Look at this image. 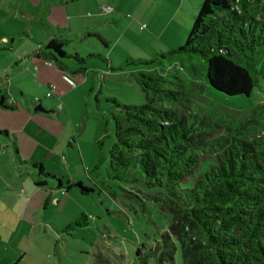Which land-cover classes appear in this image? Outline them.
Masks as SVG:
<instances>
[{
    "label": "trees",
    "instance_id": "16d2710c",
    "mask_svg": "<svg viewBox=\"0 0 264 264\" xmlns=\"http://www.w3.org/2000/svg\"><path fill=\"white\" fill-rule=\"evenodd\" d=\"M87 35L108 48L100 32ZM68 43L63 36L54 37L33 57L76 85L88 76L89 59L107 64L100 55H67ZM63 59L73 60L77 68H68ZM198 67L216 91L251 95L259 79L264 80V0H203L184 47L159 52L148 61L128 59L116 69H134L132 77L145 103L124 105L107 99L115 107L114 142L108 152L107 180H101L99 187L128 210L138 204L145 211L151 203L170 217L153 245L137 248V264H175L177 253L181 264H264V102L243 115L192 111L193 90L182 72ZM14 108V102L6 103L0 96V110ZM104 134L105 129L90 172L95 185L103 163ZM9 136L0 132V137ZM30 167L38 170L37 188L53 186L48 179L57 181L52 192L93 193L81 183L64 185L42 164ZM90 220L80 214L63 232L86 228Z\"/></svg>",
    "mask_w": 264,
    "mask_h": 264
},
{
    "label": "rangeland",
    "instance_id": "374dc122",
    "mask_svg": "<svg viewBox=\"0 0 264 264\" xmlns=\"http://www.w3.org/2000/svg\"><path fill=\"white\" fill-rule=\"evenodd\" d=\"M142 1L0 0V49L11 48L0 50L2 77L9 75V64L14 66V61L18 59L28 62L38 48L60 36L69 41L65 47L67 55L78 54L82 58L100 55L107 62L89 59L85 65L88 76L77 84L78 91L60 102L70 106L68 122L65 118L58 119L55 115L36 111L33 99L43 103L49 101L42 99V83L38 82L36 75L27 74L15 82L19 107H26L28 102L32 113L42 117V124L52 133H48V139L53 140L49 150L44 148L36 152L31 148L25 149L21 144L22 161L31 158L32 164H41V160L46 163L50 152L59 150L60 161L61 156L66 159L65 170L48 168L50 171L45 172L60 177L64 185L72 178L79 179L93 193L82 196L76 189L67 195L53 191L46 204L48 192L36 190V197L31 199V213L19 215V221L10 219L0 236V255L8 264H137V248L142 244L153 245L158 235L167 229L170 217L160 210L159 205L148 203L145 211H141L138 204L131 203L134 209L128 210L99 187L101 180H107L108 152L114 142L111 114L115 107L107 99H115L124 105L145 103L132 77L134 69H116L128 59L148 61L159 52L184 47L194 21L191 15L183 14V19L188 23L179 21L180 24H176L178 19L171 23V12L156 3L144 13L140 12V17H134L131 10L135 9V5L142 7ZM103 6L113 8V13L101 15L99 8ZM90 31L100 32L108 41L109 50L98 39L89 37L87 33ZM62 62L68 68H77L71 59H63ZM11 73L18 74V71L15 69ZM182 73L185 84L193 90L192 111L203 108L225 116L243 115L264 102L262 78L251 95L228 96L209 85L202 68L183 70ZM20 89H25L28 94L21 97ZM4 91L8 94L7 90ZM63 116L61 113L60 118ZM1 119L0 131H3L7 123ZM18 121L23 128H38L36 120L29 122L25 112L20 114ZM103 129L105 138L100 154L103 163L99 166L95 185L90 180V172L99 158L97 141ZM28 135L24 132L21 138ZM57 141L60 142L59 146ZM45 180L49 184L53 183V189L57 185L55 180ZM110 184L119 186L117 182ZM80 214L91 218L88 227L64 233V228ZM175 264H181L179 253L175 256Z\"/></svg>",
    "mask_w": 264,
    "mask_h": 264
},
{
    "label": "crops",
    "instance_id": "0c3cea01",
    "mask_svg": "<svg viewBox=\"0 0 264 264\" xmlns=\"http://www.w3.org/2000/svg\"><path fill=\"white\" fill-rule=\"evenodd\" d=\"M187 1L192 5H189ZM202 2L203 0H143L141 2L142 7H136L135 5V9L131 10V13L134 17L138 18L140 17V12L144 13L146 10H149V6L152 7L156 3L162 6L165 11L171 12L173 16V18H171V23H175L176 19H178L176 24L183 22L188 23L183 19V14L191 15V17H194L195 19ZM109 47L110 45L107 48L108 50ZM34 60L38 62L34 63ZM12 65L9 64L8 67L9 75L6 74L4 77L0 75V96H3L6 103H10L11 101L15 102L14 109L0 110V118H2L1 120H6L7 123L4 130L0 132L5 131L10 135L8 138L0 137V236H2L3 231L5 230V223H7L10 219L19 221V215H27L31 213V199L36 197V190L38 191L40 189L43 192H48V197L45 200L46 204L49 203L52 197L51 195H53L52 190H50V187L52 186H49V188H37L35 186V182L39 180L38 174L35 170H33V168L30 167V164H32L31 158H29L30 160L28 161H22L24 158L23 152L20 149V145L22 144L25 149L31 148L34 152L38 150H44V148L49 150L50 145H53V140L48 139V133H52L49 132L42 124V117L39 115L35 116L32 113L31 106L28 102H26V107H19L15 96L16 93L14 87L17 86L15 82L27 74H31L32 76L36 75L38 82L42 83V91L40 93L42 99L46 98L49 100L45 103H43L41 100H38V103H36L34 101L35 99H33L34 104H36V108L39 107L41 108L40 112H43L44 114L55 115L58 119L65 118L67 119V122L68 117L70 118V106L65 103L60 104V102L63 99L69 97L71 94L76 93L79 89L77 85L75 87H70L67 85L62 79L63 75L61 72H59L54 66H50L44 61L36 59L33 57V54L28 59V62H25L23 59H18L14 61V66ZM15 69H17L18 74L11 73ZM4 90H7L8 94ZM24 90L20 89L21 97H24L26 94H28V92ZM48 93H50L49 97H47ZM23 112L26 113V117L29 122L36 120L38 128L30 127L27 129L26 127H22L20 124L21 122L18 121V118ZM61 113L64 115L62 118H60ZM52 127L53 129H56L55 126ZM24 132H27L29 135L27 137L21 138V136H24ZM21 140L22 142H20ZM59 143L60 142L57 141L58 146ZM16 152L18 155H16ZM58 153H60L59 150H52L48 159L46 160V163H44L42 160L40 161L44 171L49 172L50 170H48V168L53 170L59 169L58 171L65 170L66 159L61 156L60 161ZM84 168L87 169L86 165ZM56 177L58 176L56 175ZM25 178L27 179L25 180ZM58 179L62 181L60 177H58ZM70 181L82 184V182L76 178H72ZM31 184L35 189H33ZM61 194L63 195V193ZM7 198H9V201ZM10 231L12 232L11 229ZM7 262L8 261L4 259L3 255H0V264H8Z\"/></svg>",
    "mask_w": 264,
    "mask_h": 264
},
{
    "label": "built area",
    "instance_id": "2783aa9c",
    "mask_svg": "<svg viewBox=\"0 0 264 264\" xmlns=\"http://www.w3.org/2000/svg\"><path fill=\"white\" fill-rule=\"evenodd\" d=\"M99 11H100L101 15L107 16V15L112 14L114 10L110 6H103V7L99 8ZM62 79L70 87H75L76 86L75 82L70 77L63 76ZM49 96H50V93L47 94V97H49Z\"/></svg>",
    "mask_w": 264,
    "mask_h": 264
},
{
    "label": "water",
    "instance_id": "95a60500",
    "mask_svg": "<svg viewBox=\"0 0 264 264\" xmlns=\"http://www.w3.org/2000/svg\"><path fill=\"white\" fill-rule=\"evenodd\" d=\"M36 111H41V108L37 107V108H36Z\"/></svg>",
    "mask_w": 264,
    "mask_h": 264
}]
</instances>
